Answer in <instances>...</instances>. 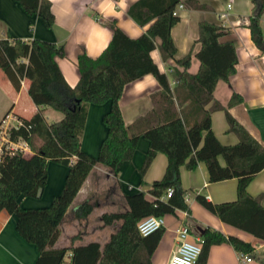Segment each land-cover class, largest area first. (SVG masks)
Instances as JSON below:
<instances>
[{"label":"trees","instance_id":"trees-1","mask_svg":"<svg viewBox=\"0 0 264 264\" xmlns=\"http://www.w3.org/2000/svg\"><path fill=\"white\" fill-rule=\"evenodd\" d=\"M15 1L28 14H37L47 26L53 24L50 0ZM250 1L246 26L252 41L264 54L260 26L264 0ZM179 3L180 0H136L130 4L127 13L135 22L140 25L150 22L137 37L126 35L114 20L106 21L112 32L108 44L95 57L85 52L77 56L79 77L73 86L65 81L55 60L56 56L64 55L62 45L36 37L31 40L11 36L0 38V70L13 86L17 88L22 80H27V93L33 103L62 114L60 119L47 122L37 109L29 117L20 116L17 124L6 129L8 140L24 141L29 154L23 156L22 150L17 148L5 149L6 155L18 156L19 167L6 181L0 175V210L14 215L17 233L35 246L37 257L34 264H63L68 252L67 264H152L151 250L162 227L141 235L137 222L147 215H161L167 210L181 209L190 213L181 186V166L194 169L203 162L209 181L237 179L236 198L214 204L217 216L225 223L239 227L261 209L263 196L249 194L247 184L264 168V147L229 114L226 106L213 99L216 82L219 79L228 81L237 63L234 43L220 40L225 27L206 20L198 23L200 47L195 53L199 60L198 70L195 73L187 71L190 53L177 59L183 69L176 70L178 83L172 87L151 57L150 52L156 46L163 59L174 57L176 48L170 30L179 20V16L172 13ZM188 3L195 8L204 7L190 0ZM156 39H159L158 44ZM147 73L155 77L161 90L151 94L152 108L125 126L118 106L123 86ZM108 100L110 108L102 117L107 133L97 156L93 157L80 148L87 104ZM241 100V95L233 92L227 105ZM216 109L224 110L228 131L234 132L238 138L236 143L223 144L214 134L211 112ZM141 135L148 142L139 171L141 176L156 153L161 152L167 158L162 176L152 180L147 190L155 200L148 203L139 193V201H136L131 195L129 202L139 208V218L130 208L103 212L101 219L105 224L119 221L103 244L97 241L75 244L78 237L75 234L68 245L56 246L60 221L92 167L100 163L114 170L118 162L130 160ZM48 160L67 166L60 191L48 206H22L19 200L22 195H41L47 181ZM5 162L1 157L0 166ZM168 187L172 192L163 204L159 198ZM92 207L91 202L83 200L77 205L76 214L86 216ZM193 233L202 238L195 264H205L211 245L217 243L227 242L240 252H250L249 246L215 228L196 226Z\"/></svg>","mask_w":264,"mask_h":264},{"label":"crops","instance_id":"crops-1","mask_svg":"<svg viewBox=\"0 0 264 264\" xmlns=\"http://www.w3.org/2000/svg\"><path fill=\"white\" fill-rule=\"evenodd\" d=\"M136 0H50L54 15L53 24L49 27L37 14H28L15 0H0V38L11 36L24 40L39 39L55 42L63 46L64 55L56 56L55 60L65 81L73 86L78 80L79 72L76 65L77 56L85 52L91 57L97 56L108 44L111 29L106 21L114 20L119 28L129 37H137L143 33L149 23L140 25L127 13L130 4ZM204 5L203 8L191 6L189 0H180L182 8L177 9L179 20L171 27L170 33L176 51L173 58L163 59L156 46L151 57L160 71L168 78L170 86L178 83L176 70L183 67L177 59L190 53L187 71L195 73L199 60L195 56L200 47L198 23L202 20L222 23L224 33L220 40H231L235 46L237 63L235 71L228 81L219 79L213 89V99L233 116L263 147H264V54L254 44L246 26L251 9L250 0H231L227 10V18H219L220 12L226 9L230 0H190ZM260 26L264 36V10L260 17ZM159 39H156L158 44ZM28 81L22 80L19 87L13 86L5 73L0 70V124L5 120L10 125L17 124L20 116L29 117L40 109L47 122L61 118L59 111L48 106H37L27 93ZM161 90L155 77L147 73L135 80L127 82L122 89L118 106L125 126L138 116L143 115L153 106L151 94ZM236 92L242 100L228 106L230 95ZM110 101L88 103L85 126L80 137V148L85 154L96 157L107 127L102 117L108 112ZM211 128L223 144H234L238 138L228 131V124L223 109L211 112ZM22 143V141H20ZM148 142L141 135L133 157L120 161L112 170L105 165L96 163L88 173L79 191L70 205H77L83 200L93 204L86 216H78L76 207H68L60 221V234L56 246H65L71 236L78 234L75 244L97 241L103 244L119 221L105 224L101 219L103 212L120 211L130 208L139 218V208L131 204L132 196L139 201V193L143 199L151 203L155 198L148 193L152 180L160 178L167 163L166 156L158 152L147 167L143 176L139 171L144 160ZM6 148L0 155L5 164L0 166V175L8 180L19 167L17 155H6ZM27 156L29 151H22ZM8 156H11L7 158ZM219 161L223 159L219 156ZM67 166L48 160L47 181L38 197L21 196L20 204L24 207L48 206L52 197L57 194L63 183ZM181 186L185 190L184 198L190 209L187 213L181 209L164 211L161 215L164 225L156 245L151 250L152 264L156 254L166 250L164 264L184 236L176 232L182 225L189 227L187 239L193 238L196 226H209L222 231L226 236L238 240L250 247L244 252L251 257L250 261L240 260V251L230 243L222 242L211 245L205 264H264V168L259 170L247 184V191L252 196L261 194V209L247 219L239 227L222 221L216 214L214 204L232 201L236 198V178H228L211 182L203 162L194 169L180 167ZM142 180V183H141ZM166 203L164 194L159 198ZM145 216V215H144ZM143 217V216H142ZM199 236V235H198ZM150 246V243L147 244ZM70 252L65 255L67 264ZM37 257L35 246L25 241L15 229V217L5 210H0V264H34Z\"/></svg>","mask_w":264,"mask_h":264},{"label":"built area","instance_id":"built-area-1","mask_svg":"<svg viewBox=\"0 0 264 264\" xmlns=\"http://www.w3.org/2000/svg\"><path fill=\"white\" fill-rule=\"evenodd\" d=\"M230 6L231 0L226 3V9L220 12V14L218 15L221 21L227 18V10L230 8ZM182 7L183 4L180 2L172 13L176 14L177 9ZM2 123V128L0 129V152L2 153L4 151V148H17L22 151H29V147L24 141L20 143V141L13 142L8 140L6 129L10 124H8V122H6L5 120H2ZM1 157L2 156L0 155V159ZM171 192L172 188L168 187L164 193V197L167 199V197L170 196ZM163 225L164 219L162 215L150 214L141 218L137 222V229L141 235H148L151 232L157 230L159 227H162ZM176 232H178L180 235H183L184 237L179 240L175 249L170 253L166 264H195L201 251L202 238L198 235H194L193 238L187 239L185 236L189 234V231L185 225L178 227L176 229ZM239 259L242 261H250L251 257L244 252H240Z\"/></svg>","mask_w":264,"mask_h":264},{"label":"rangeland","instance_id":"rangeland-1","mask_svg":"<svg viewBox=\"0 0 264 264\" xmlns=\"http://www.w3.org/2000/svg\"><path fill=\"white\" fill-rule=\"evenodd\" d=\"M2 124H4V123H2ZM1 128H2V126L0 124V129ZM70 206H71L70 210H72L74 207H76L75 205H70ZM165 256H166V250H162V251L158 252L156 254V257H155V264H164Z\"/></svg>","mask_w":264,"mask_h":264},{"label":"water","instance_id":"water-1","mask_svg":"<svg viewBox=\"0 0 264 264\" xmlns=\"http://www.w3.org/2000/svg\"><path fill=\"white\" fill-rule=\"evenodd\" d=\"M38 194H40V191H38ZM198 230H200V229H198Z\"/></svg>","mask_w":264,"mask_h":264}]
</instances>
